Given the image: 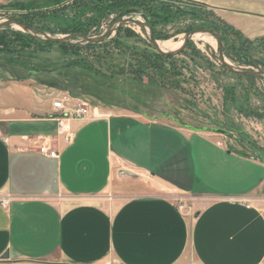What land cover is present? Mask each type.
<instances>
[{"label": "crops", "instance_id": "obj_1", "mask_svg": "<svg viewBox=\"0 0 264 264\" xmlns=\"http://www.w3.org/2000/svg\"><path fill=\"white\" fill-rule=\"evenodd\" d=\"M188 1L264 37V0ZM0 69V264H264V163L189 124L188 96H89L66 143L44 88Z\"/></svg>", "mask_w": 264, "mask_h": 264}, {"label": "rangeland", "instance_id": "obj_2", "mask_svg": "<svg viewBox=\"0 0 264 264\" xmlns=\"http://www.w3.org/2000/svg\"><path fill=\"white\" fill-rule=\"evenodd\" d=\"M72 1L74 0H60L64 5H56L54 0H0V22H4L7 19L19 21L18 19H20L21 16L24 17L27 22L35 21L36 18H38L37 21H41L48 15L46 17H44L45 15H36L38 10H59L63 8L62 6L70 5L64 13L58 12L59 20L71 22L72 18H75L74 22H76V20L80 22L77 23V25H87V22H89L90 25L87 26L93 27L87 37H98L109 29H112L110 36H108L105 41L95 45H103L115 40L122 44L120 51H124V47H129L138 52L148 50L149 52L157 53L151 46L147 35L139 27L128 25L116 30V23L124 18H133L143 22L147 27L151 28L154 37V33L158 35V38H155L158 42L170 41L175 45V49L173 48L171 51H175L177 48H180L184 37L188 33L203 29H192L193 27L197 25L201 26L205 24V22L210 21L219 24L222 20L215 11L212 16V10L208 8L201 9L193 7L191 4H186L179 0H155V3L152 5V7H155L154 12L156 14L159 13L164 17H168V21L166 22L152 16V7L150 9L149 6L143 7V11H146L147 16H145L144 13L142 14L140 2L133 4V9L129 12L124 11L125 13L123 12L122 16L112 12L109 15H105L106 18L104 19L103 14H106L105 12L99 13L96 9H83L85 11L84 17L80 18L79 15L82 11L80 6L81 2L72 4ZM161 4L169 5V8L165 10L161 8ZM34 10L36 11L35 14L33 13L34 16L28 13ZM185 11L189 13H184ZM194 12H197L198 16L202 19L194 17V14H192ZM97 16H99L101 20L96 27L94 21ZM53 19L54 18H51L49 20ZM152 21L155 22L154 27L151 24ZM38 24V26L35 24L33 26L32 24L31 27L54 37L63 38L71 36V34L61 33L57 29L61 27L58 23H50L47 25L44 21H41ZM220 27L223 28V25L221 24ZM51 31H55V33ZM16 33H24L35 38L39 42L46 43V41L41 38L25 32L16 26L8 25L1 27L0 38H3V41L0 43V51L10 54L7 57H3V61L0 60V65L12 69V67L20 64L16 61V57L19 55L20 61L23 62V64L31 66L39 73L36 77H30V79L34 81L37 88H44L45 92L43 93H45V95L47 94L46 98L52 101V103L55 99L62 96H70L73 99H80L86 103L89 102L86 98L92 100L89 96H96L102 100H121L123 98L121 97L122 93H129L131 95L143 97V99L150 101L149 106L151 105V107H154L162 98V93L159 92L157 88H153L154 86L148 87L147 80H145L144 83H137L129 76H119V80H113L96 76L77 66L54 70L58 68V66H63L65 64V58H69V60H81L82 58H86L95 66L99 67L102 65L103 61L96 59L94 54L97 52L102 54L104 52L101 46L87 47L84 49L69 48V50L64 48L65 51L69 53L65 56L63 49L58 45L51 46V51L49 52H40L39 49L41 46L40 43L37 42H32L33 47L27 48L24 45L28 43V40L24 38L16 39ZM75 35L83 36L81 34ZM217 35L219 36V34ZM197 36L190 40L192 44L190 47L188 44L184 54L181 53L176 56L177 62L164 63L166 67L168 66L172 69L176 68L183 73L180 77L182 81L181 84L191 94L187 97L188 100L184 108L185 112H181L184 115L183 118L197 129L221 128L229 131L230 134L226 135L225 140L228 141L231 150L256 158L258 154H256L254 150H258L259 157H261L260 161L264 163V79L255 76H253L254 79L239 78L235 73L225 70L218 59V45L216 40L211 36L201 35L200 37L204 36L208 38L209 41L206 42L198 40ZM6 41L7 43L5 44ZM73 41L81 42L78 38H75ZM222 43L226 59L229 63L245 70H259L264 72V44L260 42L254 43L252 46L245 45V47L249 49L248 55L253 60L252 62H246L244 57L233 60L228 55L231 53L230 45L234 43L232 36ZM67 45L85 46L88 44L71 43ZM44 47L47 48V45ZM32 48H34L36 52L32 53V50L30 51ZM194 48L198 49L207 58L209 63L207 60H193ZM24 50L30 52L25 53ZM107 51L111 53L104 59L106 62L110 61L112 64H119L121 67H127L125 63L129 57L128 54L121 53L119 55L118 51L112 48V46L110 50ZM125 52L129 53L130 51ZM195 61H197L198 65H195ZM8 68L3 69L4 75H6V70ZM42 71L49 72L43 73ZM1 72L2 69H0V73ZM143 84H145V86H143ZM84 94L88 96H83V98L81 95ZM236 100L240 104H243V108L235 105ZM88 104L90 105V102ZM49 116L50 114L40 115L42 119H48ZM248 143L251 144L252 148L248 146ZM235 170L237 174L243 172L239 167H236ZM263 173L264 169L261 170L260 174L262 175ZM157 188L160 187L158 186ZM215 189L222 190L223 188L219 186ZM189 198L190 197L186 195L179 194L177 198L179 206L186 207L185 209L190 207L193 209L192 212L194 213L205 204L203 201H196Z\"/></svg>", "mask_w": 264, "mask_h": 264}, {"label": "trees", "instance_id": "obj_3", "mask_svg": "<svg viewBox=\"0 0 264 264\" xmlns=\"http://www.w3.org/2000/svg\"><path fill=\"white\" fill-rule=\"evenodd\" d=\"M182 2H185L186 4H191L193 7H198L201 9H210L208 6L204 5V4H200V3H196V2H192V1H188V0H179ZM56 5H64V3H61L60 0H54ZM81 2V9L82 11L80 12L81 14L79 15L80 18L84 17V13L85 11L83 9H91V10H95L99 13H103L105 12L106 14L104 15V19L106 18L105 15H109L112 12L118 13L119 16L123 15L124 11H131L133 9V4L140 2V6L142 8L141 13L145 16H147L146 11H143V7H148L149 9L152 7V5L155 3V0H74L71 3H80ZM148 4V5H147ZM91 5V6H90ZM131 5V6H129ZM70 6V5H69ZM69 6H62L63 8L59 9V10H55V9H49V10H38L37 13L36 11H31L28 13H31L32 16H34V14L36 13V15H45L44 17H47L41 21H44L45 24H50V23H58L59 25H61V27L57 28L61 33H65V34H71V35H75V34H81L85 37L89 36L92 27L91 26H87L90 25L89 22H87V25H81L77 23H80L79 21L76 20V22H74L75 18H72L71 22H66V21H62L59 20V14L58 12H62L64 13ZM169 5L166 4H161V8L163 9H168ZM102 9V10H101ZM145 9V8H144ZM155 7H152V16H155V18H159L161 20H163L164 22L168 21V17H164L163 15L159 14V13H155L154 12ZM101 10V11H100ZM212 10V9H210ZM117 11V12H116ZM34 13V14H33ZM125 13V12H124ZM184 13H189L188 11H185ZM194 14L193 16L196 18H200L201 17L198 16L197 12L192 13ZM211 15H214V11L212 10ZM30 16V15H29ZM50 17V18H49ZM51 18H54L53 20H49ZM38 18L35 19V21H31V22H27L25 20L24 17L21 16L20 19H18L20 22L28 24L30 26H34L35 25H39L38 23H40L41 21H37ZM59 20V21H58ZM100 17L97 16V18L95 19L94 23L96 25V27L98 26L97 24H99L100 21ZM90 21V20H89ZM62 22V23H61ZM67 23V24H65ZM76 23V25H75ZM154 23L152 21V25L154 27ZM223 25V28L220 27V25ZM217 24L215 22H205V24L201 25V26H195L192 29H196V28H203V29H209L212 30L214 32H216L217 34H219V36L221 37L222 42L226 41L228 38H230L232 36L233 38V44L230 45V49H231V53H227L233 60L236 58H243L246 62H252V58L248 55L249 53V49L245 47V45H251L254 43H260L264 44V37L256 39V40H250L247 37H245L240 31L236 30L235 28L231 27L230 25H228L227 23H225L224 21L221 20V22ZM122 28V27H121ZM120 28V29H121ZM53 33H55V31H51ZM133 33V32H132ZM155 34V38H158V35L156 33ZM15 38L16 39H20V38H24L26 40H28V43H26L24 46H26L27 48L29 47H33V43L32 42H37L40 43V52H49L50 47L54 46V45H58L59 47H61L65 53V56H67L69 53L65 51L64 48H67V50H69V48H80V49H84L87 47H96V46H101L104 49V52L102 54H100L99 52L95 53L94 56L96 59H100L103 61L102 65L95 66L92 62H90L88 59L86 58H82L81 60H76V59H71L69 60V58H65L64 59V65L63 66H58V68L54 69V70H58L60 68H70L72 66H77L80 67L86 71H89L90 73H93L96 76H100V77H105V78H109V79H117L119 76H129L133 81L137 82V83H144L145 80H147V84L149 86H154V87H159V88H164V89H169V90H179L181 91L184 95L186 96H190L191 94L187 91L186 88H184L182 86V81L180 80V77L183 75V73L181 71H179L178 69H172L170 67H166L165 66V62H177V55H171V56H164L161 55L159 53L156 52H149L148 50H144L143 52H138L136 50H134L133 48H129V47H124V51H120V47L122 46V44L119 41H112L111 43H106L103 45H95V44H88L85 46H77V45H72V46H68L67 44H57V43H51V42H39L38 40H36L35 38L27 35V34H22V33H16L15 34ZM3 38H0V43H2ZM7 43V41L5 42V44ZM192 43H189V47ZM4 45V44H3ZM8 45V44H7ZM45 45H47V48L44 47ZM112 46V48H115L118 51V54L120 55L122 54H128V59L126 60L125 65H127V67H121V65L119 64H112L109 62H106L104 59H106L107 55H109L111 52H108L107 50H110V47ZM225 49V48H224ZM229 49V51H230ZM32 50V51H31ZM30 51L36 52V50L34 48L30 49ZM30 51L24 50L25 53H28ZM125 51H130L129 53L125 52ZM186 52V50H184L182 52V54H184ZM228 52V51H227ZM10 53H4L3 51H0V60L3 61V57H7ZM16 61L19 62L20 64H17L16 66L11 68L5 67L3 66L5 69H7V71H10L17 79L19 80H24V79H28L30 77H36L37 74H39L34 68H32L29 65H25L23 64V62H21L20 60V56L17 55L16 57ZM192 59H199V60H203L206 61L207 58L196 48H194V54L192 56ZM15 60V59H14ZM99 62V61H97ZM207 62L209 63V61L207 60ZM174 64V63H173ZM195 65L197 64V61H195ZM214 65V64H213ZM166 67V68H165ZM223 68L225 70L226 67L223 66ZM43 73H47L49 71H42ZM237 75L239 78H247V79H254L253 76L250 75ZM234 90V89H232ZM232 92V91H230ZM238 105L240 108H243V104H240L237 100H236V104ZM227 131V130H226ZM229 132V131H228ZM230 134V132H229ZM248 146H250V148H252L251 144L248 143ZM256 152V154H258V159L261 160V157H259V151L258 150H254Z\"/></svg>", "mask_w": 264, "mask_h": 264}, {"label": "water", "instance_id": "obj_4", "mask_svg": "<svg viewBox=\"0 0 264 264\" xmlns=\"http://www.w3.org/2000/svg\"><path fill=\"white\" fill-rule=\"evenodd\" d=\"M16 26L20 28L21 30L28 32L34 36H37L41 38L42 40L46 42L51 43H57V44H75V43H82V44H99L106 40L108 36H110L112 29H109L107 32L103 33L102 35L98 37H84L79 35H71L68 37H54L51 36L45 32L39 31L27 24H24L20 21L14 20V19H7L4 22H0V28L4 26ZM137 26L139 27L149 38V41L151 43V46L157 51V53L164 55V56H171V55H179L181 54L188 46L190 40H192L197 35H208L213 37L218 45V59L221 62V64L226 67L230 72L238 74V75H250L255 76L264 79V72L263 71H250L245 70L243 68L235 67L233 64L229 63L226 59L224 50H223V43L221 38L212 30L209 29H198L194 30L190 33H188L182 42V45L180 48H178L175 51H169V50H163L159 42L155 39L153 32L150 27H147V25L143 22L137 21L133 18H124L116 23V30H119L123 26ZM148 28V30H147ZM75 38H78L81 40V42H74ZM204 131H210L213 133L223 134V135H229V132L224 129H218V128H204Z\"/></svg>", "mask_w": 264, "mask_h": 264}, {"label": "built area", "instance_id": "obj_5", "mask_svg": "<svg viewBox=\"0 0 264 264\" xmlns=\"http://www.w3.org/2000/svg\"><path fill=\"white\" fill-rule=\"evenodd\" d=\"M54 114L51 119L58 125V135L61 136L66 143H70L74 138V132L71 130L69 121L75 118H88L91 116V106L80 99H73L70 96H62L53 102ZM39 152L51 158H58L59 154L54 151L46 140L44 144H37ZM8 201L3 202L6 206Z\"/></svg>", "mask_w": 264, "mask_h": 264}, {"label": "bare ground", "instance_id": "obj_6", "mask_svg": "<svg viewBox=\"0 0 264 264\" xmlns=\"http://www.w3.org/2000/svg\"><path fill=\"white\" fill-rule=\"evenodd\" d=\"M201 35H198L197 36V39L198 40H202V41H206V42H208L209 40H208V38L207 37H200ZM159 45H160V47L163 49V50H169V51H171V50H173V48L175 47V45L174 44H172L170 41H165V42H159ZM175 49V48H174ZM178 49V48H177Z\"/></svg>", "mask_w": 264, "mask_h": 264}]
</instances>
